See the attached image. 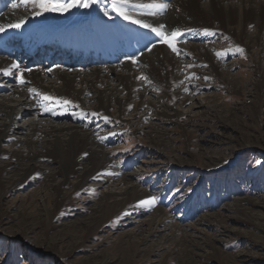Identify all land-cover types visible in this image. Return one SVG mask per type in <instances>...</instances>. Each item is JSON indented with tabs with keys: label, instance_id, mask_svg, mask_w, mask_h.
Returning <instances> with one entry per match:
<instances>
[{
	"label": "rangeland",
	"instance_id": "1",
	"mask_svg": "<svg viewBox=\"0 0 264 264\" xmlns=\"http://www.w3.org/2000/svg\"><path fill=\"white\" fill-rule=\"evenodd\" d=\"M10 4L30 5L9 0L1 12ZM95 11L92 7L89 13L94 16ZM106 20L109 25L116 21L110 15ZM183 32L178 43L210 46L234 90L221 89L218 80L203 79L204 87L194 90L199 107H192L194 101L186 105L177 101L169 107L182 115L177 123L152 119L156 130L152 136H162L165 145L151 143L143 126L127 129L119 121L85 122L95 133H107L103 148L110 171L136 185L144 193L142 200L155 197V205L147 210L105 211L107 197L120 188L105 175L85 193L56 198L43 176L33 174L0 198V211L7 213L0 216V264H187L175 252L179 238L173 232L178 231L190 235L198 247L193 264H264V95L258 104L259 95L252 89L257 83L252 68L264 69V57L252 60L227 38ZM82 57L78 63L91 61ZM61 61L63 65L34 64L66 72L76 67L77 60ZM214 105H219L218 113ZM32 119L29 111L22 115L13 136L24 138ZM10 147L2 142L0 153H9ZM234 205L240 208L228 212ZM157 209L174 227L155 229Z\"/></svg>",
	"mask_w": 264,
	"mask_h": 264
},
{
	"label": "bare ground",
	"instance_id": "2",
	"mask_svg": "<svg viewBox=\"0 0 264 264\" xmlns=\"http://www.w3.org/2000/svg\"><path fill=\"white\" fill-rule=\"evenodd\" d=\"M8 3L9 0H0V9L4 10ZM153 3H167L169 7L159 13L156 8L148 7ZM92 7L96 9L94 16L89 13ZM119 10L152 27L163 23L165 33L181 30L202 37L220 36L239 44L254 61L264 57L262 0H121L119 3L99 0L87 9L73 8L64 14L39 16L34 14L38 9L31 4L27 8H13L10 4L7 11L0 10V27L24 23L20 29L8 28L0 33V70L12 63L19 64L24 70L25 83L21 84L15 76L0 75V144H11L9 153H0V198L33 174L43 176L56 198L63 193L71 196L85 193L105 175V180L115 184L114 187L120 186L107 197L105 211L124 212L135 207L147 210L149 205L139 206L144 193L125 176L110 171L111 161L103 148L107 133L99 135L85 122L113 120L127 129L143 126L148 129L146 135L151 143L165 145L162 136H152L155 130L152 119L177 123L182 115L172 112L170 105L194 101V92L204 87L200 81L205 78L218 80L221 89L236 88L225 79L227 71L215 60L208 44L176 43L177 54L149 29L124 20L117 14ZM109 15L116 19L111 25L106 22ZM70 46L76 47L74 53L69 52ZM30 48L32 54L28 55ZM76 53L87 55L91 61L78 63L83 57ZM43 56L50 63L64 58L68 62L77 60L76 67L66 72L62 68L35 65V59ZM124 57L127 59L123 60ZM92 58L97 61L93 62ZM252 69L257 77L252 89L259 95L258 104H262L259 97L264 95V69ZM182 71L191 80H186ZM44 95L54 99L45 101ZM65 100L71 103L64 104ZM191 105L199 107L200 103L194 101ZM213 108L218 113L219 105ZM28 111L33 119L25 136L15 138L13 126ZM239 208L229 206L227 211L235 212ZM153 213L155 229L174 227L165 223L167 216L162 211L157 209ZM0 216L3 219L7 213L0 211ZM173 233H178L179 238L175 252L187 264H193L198 247H194L186 232Z\"/></svg>",
	"mask_w": 264,
	"mask_h": 264
},
{
	"label": "snow or ice",
	"instance_id": "3",
	"mask_svg": "<svg viewBox=\"0 0 264 264\" xmlns=\"http://www.w3.org/2000/svg\"><path fill=\"white\" fill-rule=\"evenodd\" d=\"M21 2L25 5L31 4L33 5L38 11H36L34 14L39 16L44 13H58V14H64L68 12L70 9L73 8H84L87 9L91 5H95L98 3V0H21ZM116 3L121 2V0H115ZM123 2H127V0H123ZM17 5L13 4V8H16ZM149 8H156L159 13H164L169 5L167 3H153L148 5ZM114 10H116L114 8ZM107 14V13H105ZM117 14L120 15L124 20L130 21L132 24L139 25L140 28L149 29L152 33H154L160 40L167 44L169 48L172 49L173 52L178 53V49L176 48V43L179 42V40L183 37L184 32L181 30H172L170 33H165L162 31L166 27L163 23L160 24L159 27H152L148 24L143 23L139 19H133L130 15H128L125 11L119 10L117 11ZM23 21H20L19 23L15 24H9L7 28L0 27V33H4L8 28L10 29H20L23 25ZM242 51V50H241ZM219 56V53H217ZM135 62V61H133ZM23 71L20 68V65L17 63H12L9 68L0 70V75L4 76H15L16 79L21 83H25L24 77H23ZM142 79H146V77H141ZM191 79V77L189 78ZM207 79V78H205ZM30 92H34L35 90L30 89ZM185 91H188L187 88H185ZM42 99L45 101H52L54 98L49 96H42ZM64 104L71 103L70 101H63ZM78 107V106H77ZM105 120H107V117H104ZM107 175H111V173H107ZM156 203L155 197H150L146 200L140 201L139 206L143 207L145 205H152L154 206Z\"/></svg>",
	"mask_w": 264,
	"mask_h": 264
}]
</instances>
